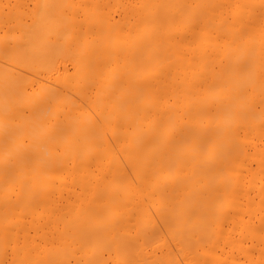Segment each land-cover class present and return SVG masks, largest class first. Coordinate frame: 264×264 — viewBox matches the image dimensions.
I'll return each instance as SVG.
<instances>
[{
    "label": "bare ground",
    "instance_id": "6f19581e",
    "mask_svg": "<svg viewBox=\"0 0 264 264\" xmlns=\"http://www.w3.org/2000/svg\"><path fill=\"white\" fill-rule=\"evenodd\" d=\"M0 264H264V0H0Z\"/></svg>",
    "mask_w": 264,
    "mask_h": 264
}]
</instances>
